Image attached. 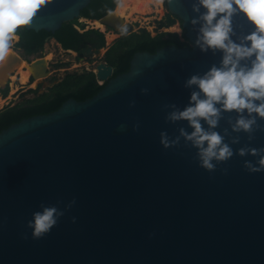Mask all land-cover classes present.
I'll use <instances>...</instances> for the list:
<instances>
[{
    "label": "water",
    "instance_id": "95a60500",
    "mask_svg": "<svg viewBox=\"0 0 264 264\" xmlns=\"http://www.w3.org/2000/svg\"><path fill=\"white\" fill-rule=\"evenodd\" d=\"M166 1L192 46L139 50L129 70L117 75L112 64L101 61L92 70L106 83L95 95L70 97L54 111L0 131V264H264V171L244 167V161L259 157L239 155L240 148L264 147V130H256L253 140L234 132V110L221 109L215 129L201 120L234 152L227 161L213 160L217 166L211 172L199 166L197 149L183 137L177 146L161 144V132L173 140L180 128L194 131L187 120L166 121L173 109L165 105L183 110L191 92L199 91L186 87V80L213 65L222 67L224 56L223 50L203 52L195 45L204 22L193 26L191 19L206 11L203 6L201 13L193 11L198 0ZM89 2L47 0L25 26L55 32L66 21L90 19L81 16ZM115 7L97 20L135 31L132 22L114 14ZM232 23L233 41L250 44L243 37L256 31L255 25L239 10ZM102 49L66 50L83 59ZM44 57L31 63L39 68L37 75L47 73ZM23 60L11 48L0 64L1 89ZM241 64L251 67V60ZM252 115L264 126V119ZM236 137L239 142L233 143ZM51 206L64 215L49 233L34 238L28 221Z\"/></svg>",
    "mask_w": 264,
    "mask_h": 264
},
{
    "label": "clouds",
    "instance_id": "9594fccd",
    "mask_svg": "<svg viewBox=\"0 0 264 264\" xmlns=\"http://www.w3.org/2000/svg\"><path fill=\"white\" fill-rule=\"evenodd\" d=\"M46 2L47 0H0V64L11 54V41L17 29L30 25ZM115 4L119 9L123 6V0H115ZM201 6L206 9L203 13ZM192 9L201 14L193 17L191 24L195 26L200 21L204 22L199 27L195 45L203 52L209 49L223 50V66L213 65L203 75L193 74L186 80V87L196 85L199 91L191 92L189 103L183 110L177 109L175 104L165 105L173 109L166 114V121L174 123L187 120L194 131L189 133L180 128L179 136L173 140L169 139L166 132H161V144L165 148L177 146L183 137L197 149L195 159L199 166L211 172L217 166L213 160L227 161L234 152L229 144L224 142V136L217 131L205 130L201 120L215 129L221 109L230 112L234 110L238 116L235 123L231 124L234 132H246L249 134L248 139L253 140L256 130H264V126L257 122V116L252 115L255 113L264 119V0H198V3L192 4ZM238 10L256 27V31L243 37V41H249L250 44L237 43L231 38L234 31L232 17ZM108 13L113 14V9L109 8ZM119 31L126 35L127 25H121ZM253 56L255 59H251ZM245 60H251V67L241 64V61ZM147 91L142 89V92ZM132 104L134 105L135 101H132ZM138 128L139 124L134 125V129ZM227 131L225 129L226 133ZM232 142L238 143L239 137L234 138ZM249 153L259 158L255 163L244 161V167L249 172L264 171V147L239 149L240 156ZM224 171L227 172V169ZM72 204H75V199L71 201L69 208ZM63 215L64 212L56 206L45 207L43 212H35L33 219L28 221V227L33 229V237L38 239L49 233Z\"/></svg>",
    "mask_w": 264,
    "mask_h": 264
},
{
    "label": "trees",
    "instance_id": "16d2710c",
    "mask_svg": "<svg viewBox=\"0 0 264 264\" xmlns=\"http://www.w3.org/2000/svg\"><path fill=\"white\" fill-rule=\"evenodd\" d=\"M115 5V0H90L89 4L81 10V16L98 19L108 13L109 8L114 9ZM177 18L180 19L176 14L169 12L166 18L159 21V24L168 26L173 24ZM78 25H82L79 18L64 22L55 32L21 26L16 31L20 35L17 45L27 53L41 50L47 38L50 37H54L66 49L81 50L89 45L94 47L105 45L106 39L102 30L99 28L81 30ZM170 44L192 46L185 34V29L182 35L175 31L165 30L153 35L143 27L117 38L114 45L107 51V61L114 66L113 75H117L129 70L135 52L139 50L155 52L159 47ZM105 83H101L97 79L93 70L68 73L47 91L0 109V131L25 117L54 111L70 97L78 100L89 98L103 88ZM8 88L6 86L1 89L4 95L8 93Z\"/></svg>",
    "mask_w": 264,
    "mask_h": 264
},
{
    "label": "rangeland",
    "instance_id": "374dc122",
    "mask_svg": "<svg viewBox=\"0 0 264 264\" xmlns=\"http://www.w3.org/2000/svg\"><path fill=\"white\" fill-rule=\"evenodd\" d=\"M142 10H144L145 13L142 12ZM169 12L170 11L167 3H165V0H140V3H138V5H136L133 9L126 11V15H128V19L126 20L133 23V30L135 31L144 27L153 35L162 30L175 31L182 35L184 27L182 20L178 18L173 24L168 26H161L159 24V21L166 18ZM79 21L82 23V25H78L81 30L99 28L104 32L106 43L103 46L102 52L100 54L89 55L81 59L76 51L66 50L54 37L48 38L42 48L43 52H38L40 54L37 53L36 55H48L50 57L48 58L49 60H47V73L36 77V79L33 80L34 82L29 80L23 82V79L28 77L25 76L27 68L23 67V65L17 66L13 77H10V82L7 84L9 87L8 93L4 95L0 88V109H3L8 105L23 102L28 98H33L40 93L47 91L49 89V85L52 84L53 81H61L68 73H81L85 70H92L96 67L97 63L107 61V51L114 45L117 38L122 35L121 32L111 26L106 27L104 25V28H100L91 22L89 23V21L83 20V18H80ZM16 34L17 33H15L13 40L11 41V48L24 55L23 48L17 45L20 35ZM31 56H33V54ZM27 70L30 71L29 69ZM48 74H51L52 77H54L51 78L53 81L46 79ZM39 78H41V80H46L41 88L37 87V80Z\"/></svg>",
    "mask_w": 264,
    "mask_h": 264
},
{
    "label": "bare ground",
    "instance_id": "6f19581e",
    "mask_svg": "<svg viewBox=\"0 0 264 264\" xmlns=\"http://www.w3.org/2000/svg\"><path fill=\"white\" fill-rule=\"evenodd\" d=\"M138 3H140V0H123V6L120 7L119 9H117V6H116L115 7V10H114V14L117 15V16H119V17L124 18L125 19V22H126L127 21L126 19H128V15H126V11L133 9L136 5H138ZM137 11H140V10H137ZM142 12L145 13L144 10H142ZM85 20L86 21H89V23L91 22L92 24H94V25H96V26H98L100 28H104V24L100 20H97V19H85ZM127 22H129V21H127ZM44 58L47 61V60H49L48 58H50V57L48 55H46ZM31 63L32 62H27V60H23L21 62V64H20L21 66L23 65V67H26L30 71L32 70L30 72V71H28L26 69V75L25 74L24 75L29 77L32 73H35V79H36V77H39V76L43 75L42 73H39V75H37V72H40V70H39V68H36V70H34L33 69L34 67H31ZM12 77H13V75H12ZM28 77L27 78H24L23 79V82L27 81L28 80ZM40 80H41V78H39L37 80V84H38V82Z\"/></svg>",
    "mask_w": 264,
    "mask_h": 264
},
{
    "label": "flooded vegetation",
    "instance_id": "af4514ba",
    "mask_svg": "<svg viewBox=\"0 0 264 264\" xmlns=\"http://www.w3.org/2000/svg\"><path fill=\"white\" fill-rule=\"evenodd\" d=\"M165 3H167V1L165 0ZM18 34V33H17ZM48 39V38H47ZM24 52V57L27 59V60H29V62H31L32 60H34L35 58H38L39 56H43V55H38V56H36L37 55V53L38 52H43V50L41 49V50H39V51H37V52H34V53H27L25 50L23 51ZM33 54V56H31ZM38 54H40V53H38ZM35 57V58H34ZM85 57H87V55H85ZM84 57V58H85ZM66 76V75H65ZM64 76V77H65ZM63 77V78H64ZM51 78H54V77H52V75L51 74H49L48 76H46V79H48V80H50V81H53V79H51ZM28 80L29 81H33V80H35V77H33L32 76V74L29 76V78H28ZM27 80V81H28ZM45 81L46 80H40L39 82H38V86L37 87H39V88H41L42 87V85L45 83ZM57 82H55V81H53V83L52 84H50L49 85V88L50 87H52L53 85H55Z\"/></svg>",
    "mask_w": 264,
    "mask_h": 264
},
{
    "label": "built area",
    "instance_id": "2783aa9c",
    "mask_svg": "<svg viewBox=\"0 0 264 264\" xmlns=\"http://www.w3.org/2000/svg\"><path fill=\"white\" fill-rule=\"evenodd\" d=\"M101 82V81H100Z\"/></svg>",
    "mask_w": 264,
    "mask_h": 264
}]
</instances>
